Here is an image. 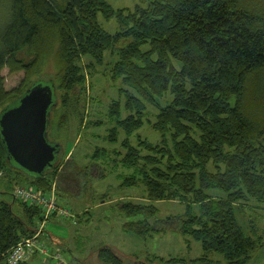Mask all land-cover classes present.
Listing matches in <instances>:
<instances>
[{"label":"trees","instance_id":"1","mask_svg":"<svg viewBox=\"0 0 264 264\" xmlns=\"http://www.w3.org/2000/svg\"><path fill=\"white\" fill-rule=\"evenodd\" d=\"M0 8L6 10L0 13V109L15 103L52 60L56 94L60 91L62 106L75 112L85 84L79 61L90 57L101 64L108 51L116 55L110 69L114 79L121 78L133 90L121 89L132 114L119 119L120 102L109 113L128 135L143 126L146 102L171 94L153 124L161 144L140 137V147L147 150L143 155L124 142L128 152L123 165L135 172L121 186L143 184L149 200H179L188 211L161 219L154 204L126 202L120 208L127 216L144 219L125 222L123 228L140 237L177 231L199 241L204 253L189 260L154 256L143 264H222L215 253L226 264H248L264 236L246 234L235 208L249 200L264 203V0H145L134 8H114L106 0H0ZM100 13L115 17L119 30L107 31ZM4 68L25 72L18 88H5ZM71 113L55 116L54 142L61 141L59 130L67 129ZM109 139H117L116 127ZM71 162L79 175L63 181ZM0 173V264H9L11 249L32 237L42 219V209L17 198L14 188L54 190L72 212L66 197L85 195L83 179L88 174L72 157L55 162L43 175L27 173L8 158L1 137ZM193 204L199 205V214L190 213ZM55 217L61 216L51 219ZM70 217L79 223L83 214L72 212ZM40 239L51 254L35 253L32 258L58 259L56 252L62 248L52 245L55 237L45 229ZM94 252L101 264L141 262L136 257L126 262L124 254L108 244L96 246Z\"/></svg>","mask_w":264,"mask_h":264},{"label":"rangeland","instance_id":"2","mask_svg":"<svg viewBox=\"0 0 264 264\" xmlns=\"http://www.w3.org/2000/svg\"><path fill=\"white\" fill-rule=\"evenodd\" d=\"M106 1L114 8H134L137 4L144 5L145 3V0ZM4 12L6 13V10L2 11L0 8L2 15ZM99 21L110 33L119 30L115 17L107 19L100 13ZM115 62L116 55L110 51L106 52L101 64L93 61L90 57H84L79 61V73L84 76L85 84L79 89L75 112L71 113L70 108L62 106L61 92L57 91L56 106L58 112L56 113L54 110L51 112L47 135L50 140L55 141L52 135L55 116L59 112L63 114V112L68 111L71 113L69 114L70 121L67 129L59 130L61 141L57 143L61 144L62 149L58 154L57 162L61 164L63 160L72 157L77 166L87 169L88 175L85 174L83 179L85 184L87 182L84 189L85 195L80 199L66 197L68 207L72 209L75 216L81 214L80 209L82 207L87 212L84 211L80 221H83L82 223H76V217L75 219L58 217L57 221L59 222L56 224L51 221L47 222L45 229L52 233L56 239L52 245L54 248L60 246L62 248L61 252H56L59 259L50 260L47 255V257L37 256L31 258L30 264H83L82 262L101 264L94 257V250L96 246L102 244L117 248L128 259L126 262L129 261V257H136L141 261L136 264H143L147 259H152L154 256H160L166 260L176 257H184L189 260L200 257L204 253L199 241L191 237L187 238L177 231H164L153 233L147 237H140L125 231L123 228L125 222L144 219L143 215L127 216L120 208L123 203L154 204L159 210L157 218L161 219L171 216H185L188 206L184 202L172 199L153 202L148 199L143 184L131 187L121 186L124 178L135 172L134 168L123 165L122 159L128 152L124 142L128 140L132 145L140 148L143 155L147 154V150L140 147V137L149 140L154 145L161 144L162 137L155 130L153 124L156 122V115L160 112V107L171 101L172 96L167 93L157 98L156 103L146 102L145 109L141 113L143 126L128 135L123 128L118 126V118L124 119L134 111L126 110L124 105L127 101V94L121 89L124 88L132 92L133 90L128 89L122 83L121 78L120 80L114 79L110 69ZM1 74L4 76V84L7 90L18 88L25 79L23 70L11 72L10 69L4 68ZM55 74L56 66L54 61L50 60L42 68L40 75L34 80V84L38 83L39 80L49 81ZM115 103H119L121 114L119 117L117 116L118 118L114 117L113 119L109 113ZM1 111L2 109H0ZM114 127L117 128V139L112 142L109 137ZM92 164L98 165L101 171ZM65 173L63 174V181L79 175L75 174L72 162L66 168ZM2 174L4 173H0V176ZM76 182L79 183V180ZM76 193L79 194V191ZM192 207V212H190L192 215L200 213L199 205L193 204ZM235 210L239 223L246 234L253 237L264 236V203L249 200L239 204ZM155 220L153 218L151 221ZM212 256L220 259L222 264H226L220 253H215ZM75 257L81 259L77 260ZM248 264H264V242Z\"/></svg>","mask_w":264,"mask_h":264},{"label":"water","instance_id":"3","mask_svg":"<svg viewBox=\"0 0 264 264\" xmlns=\"http://www.w3.org/2000/svg\"><path fill=\"white\" fill-rule=\"evenodd\" d=\"M37 82L2 109L0 137L8 158L25 172L40 176L57 162L62 146L47 135L50 115L57 105L55 83Z\"/></svg>","mask_w":264,"mask_h":264},{"label":"built area","instance_id":"4","mask_svg":"<svg viewBox=\"0 0 264 264\" xmlns=\"http://www.w3.org/2000/svg\"><path fill=\"white\" fill-rule=\"evenodd\" d=\"M14 195L29 205L40 207L42 209V219L39 222L40 226L37 232L32 237L22 239L11 249L8 255L9 264L28 261L35 253L49 255L50 250L40 239L45 230V225L54 214L61 217H70L72 212L60 201L54 190L44 193L34 186L17 185L14 188ZM56 256L58 258L57 254Z\"/></svg>","mask_w":264,"mask_h":264},{"label":"crops","instance_id":"5","mask_svg":"<svg viewBox=\"0 0 264 264\" xmlns=\"http://www.w3.org/2000/svg\"><path fill=\"white\" fill-rule=\"evenodd\" d=\"M70 154H71V152H70ZM80 210H81V211H80L81 214H84V211L87 212V210L84 209V207H82ZM51 222H55V224H56V223H58L59 221H57V217H55V218H52V219H51ZM50 234H52V233H50ZM52 236H53V234H52Z\"/></svg>","mask_w":264,"mask_h":264}]
</instances>
